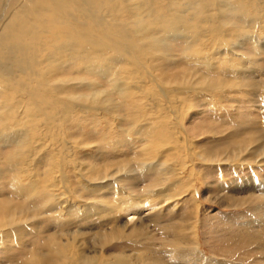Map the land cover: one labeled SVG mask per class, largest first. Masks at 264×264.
Instances as JSON below:
<instances>
[{"label": "bare ground", "instance_id": "6f19581e", "mask_svg": "<svg viewBox=\"0 0 264 264\" xmlns=\"http://www.w3.org/2000/svg\"><path fill=\"white\" fill-rule=\"evenodd\" d=\"M261 1L264 0H0V138L4 145H18L6 154L14 192L25 195V199L34 197V202L44 201L38 205L25 200L9 213L0 205V252L7 254L18 248L23 255L9 264L227 263L206 256L200 249L201 242L196 237L198 207L192 196L195 192L189 194V210L178 215L179 221L168 224L173 233L171 238H165L164 245L150 249L148 243H142L141 252L122 249L111 255L106 248L131 235L142 210L147 215L157 211L153 220L158 221L163 212L160 208L175 206L177 199L191 189L187 181L177 180L172 164H165L169 155L157 150L153 156V149L161 142H173L168 125L176 130L179 127L171 118L178 119L172 95L199 90L221 99L243 97L244 93L264 94L263 68L253 71L243 64L229 63L237 60L232 55L222 59L219 54V49L230 47L243 33L247 36L244 39H251L246 29H227L223 25L228 18L239 15L238 25L259 20L258 14L250 13L262 9ZM203 24L210 27L214 49L207 59L205 50L196 48L202 41L197 35L204 30ZM184 43L182 49L180 45ZM179 56L193 60L195 67L170 72ZM187 71L196 78L186 79ZM92 78L105 79L109 86L113 85L112 90L130 105V111L119 108V102H113L108 92L98 93L99 85ZM143 83L153 88L149 91L153 96L145 102L140 98V93H148ZM158 92L173 102L149 116L145 110L155 108L149 103L156 101ZM255 109L261 120L251 123L264 124V112L257 105ZM118 123L130 129H122ZM251 129L247 137L229 136V148L235 149L233 145L238 143V151L254 153L247 143L258 129ZM145 134L155 138L145 142ZM177 139L175 136L178 144ZM133 141L143 143L138 155L144 148L147 156L113 169L79 156L88 154L82 151L93 143H98L101 152ZM219 154L220 151L207 150L206 161H217ZM196 155L201 158L203 152L198 150ZM172 161L171 157L167 159V163ZM131 163H139V170L132 169ZM137 171L155 173L161 182L146 186L150 197L134 195L136 205L129 206V200L124 209L127 199L122 201L121 193L126 189L120 183L132 180L130 185L140 186ZM88 193H99L101 197L91 200ZM94 209L103 211L109 224L118 212L128 217L104 232L98 224L92 225L91 238L87 232L74 230L72 233L78 234L71 239L72 233L65 230L85 220ZM47 220H52L49 228L37 230L39 223ZM30 225L37 237L42 233L43 246L35 247L32 237L26 239ZM156 225L165 229L164 223ZM144 228L141 234L146 240L149 228ZM90 248L93 253L87 252Z\"/></svg>", "mask_w": 264, "mask_h": 264}, {"label": "rangeland", "instance_id": "374dc122", "mask_svg": "<svg viewBox=\"0 0 264 264\" xmlns=\"http://www.w3.org/2000/svg\"><path fill=\"white\" fill-rule=\"evenodd\" d=\"M261 4L262 9H256V12L250 13L258 14V17H260L259 20L253 23L250 22L249 25H238L237 22L241 21L238 20V17L241 16L239 15L228 18V23L223 25V28L227 29H246L249 31L248 37L251 39H244L247 36L243 33V35L236 37L237 39L230 47H226L223 50L219 49V54L222 55V59L227 54L232 55L237 60H229V63L243 64L245 67H250L253 71L259 67L264 69V1H261ZM215 23H212V26L216 25ZM203 27L204 30H199L201 33L198 32L197 35L202 41H200L196 48L205 50L207 59L213 55L214 49L210 36V27L208 28L206 24H203ZM183 46H185V43L180 45L182 49ZM174 62L175 64L171 66L170 72L175 73L176 71L182 70V68L187 70L195 67L192 64L193 60L182 59V56L177 57ZM189 77L196 78L194 73L187 71L186 79H189ZM91 80H97L95 83L99 85L98 93L108 92L113 102H119V108L130 111V105L126 104L121 96L112 90L111 86L113 85L109 86L107 80L100 78H92ZM98 81L101 83L99 84ZM194 81L196 83V80ZM198 87H201V84L197 85ZM142 88L148 90V93H140L142 95L140 98L144 102L145 100L147 101V97H150L148 98L150 100L153 96L149 94V91L153 89L152 86L148 83L144 84V86L142 85ZM199 91H193L191 94L177 91L172 95L173 100L176 99L175 107H177L178 113H175L178 115V119L171 118L179 124V127L176 130L175 126L172 128L169 124L168 128L172 132L173 142L170 144L161 142L153 149L154 157L156 156L157 150L165 156L169 155L168 158L171 157V160L174 161L167 163L168 158L166 157L165 164H172V169L177 171V180H185L190 186L191 182H194V189L188 185L187 187L191 189L182 194L179 197L180 200L177 199L178 203L175 206L171 205V207L160 208L163 212L158 221L156 220L157 218H155V222L153 220V215L157 211L147 215L142 210L140 218L133 223L135 229H133V232H130L131 228L128 231L131 235L126 236L127 238L125 239H120L119 242H113L112 245L106 248L107 254L111 255L122 249V252H132L135 250L141 252L142 250H139V248H142V243H148L150 249L164 245L166 243L165 238H171L173 233L172 228L168 224L179 221L178 215L189 210V205L187 204L188 197L189 194L195 192L192 195L194 197L193 202L198 207L197 218L200 220L198 221L196 219V223L199 222L197 225L198 235L196 237L201 242V248H199L202 249L203 253L206 256L227 262L226 264H264V124H262V121H259L263 125L262 128L260 124L251 123V121H255L256 119L261 120L260 116L255 114L254 111H256L255 107L257 105L264 112V94L259 93V96H250L249 93H244L245 96L243 97L236 98L235 96H227L221 99L217 97V94L201 93V90ZM171 93L169 94L171 95ZM231 95L238 94L231 92ZM155 99L156 101L151 100L149 103L150 105L152 103V106L155 108L153 110H145L150 113L149 116L164 110L165 106H171L173 102L170 103L168 98L161 92L156 94ZM114 122L112 120V123ZM114 125L116 124L114 123ZM117 125L122 127V129L127 127L119 123ZM251 127H256L258 130L255 132V137L248 140L247 145H249L251 151L255 152L252 154L248 150L240 152L236 147H241V145L237 143L233 145L236 149L233 153L232 150L235 149L229 148L228 144L231 141H228V137L233 135L247 137L249 136L248 134L253 132ZM127 129L130 128L127 127ZM157 129L159 128L157 127ZM175 136L178 137V144L174 142ZM143 138L146 142L148 139H154L155 136L145 134ZM124 143L122 146H115L111 151L103 149L101 152L98 151V143H93L92 147H89L86 151H82L88 154L81 153L79 156L84 161L89 162L93 160L99 163V165L104 164L108 169H113L116 165L122 163L126 164L130 160H142L147 156L144 154V148L141 151L142 155H138L143 143L142 145L140 142L135 141L132 143ZM14 148H18V145L13 144V142L4 145L0 138V205L4 206L1 208L2 210L8 208L6 210L8 213L9 211L14 212L16 205H21L26 201L33 202L34 204L37 203L38 205L44 203L42 199L34 202V197L29 200L24 198L25 195L19 196L14 192V187L11 183L12 174L8 171L9 167L7 166L9 162L6 158V154ZM198 150L203 152L201 158H197L196 153ZM207 150L216 153L220 151V154L215 159L217 161H206ZM155 159L159 163V158L156 157ZM183 162L184 164L181 166ZM130 166L132 169L139 170V163H131ZM159 167L161 168L160 164ZM137 172L139 173L141 182L140 186L133 187L132 184L130 185L129 183H133L132 180L120 183L126 189V192L121 193V200L124 201L127 199V202L123 205L125 206L124 209L128 207L126 204L129 200V206L136 205L137 202H134V200L137 198H134V195L138 197H143V195H146L145 197L147 198L148 196L150 197L147 193L148 190L145 189L146 186L155 183L157 180V183L161 182V180L159 181L160 176L155 173L145 175L144 172ZM112 184L117 185L118 183L113 182ZM86 196L91 200L95 198L100 199L101 197L99 193H88ZM258 196L260 197L259 199ZM118 200V204L121 205V200ZM124 209H121L122 212ZM112 213L110 211V214ZM115 216L112 223L109 224V221H106L108 219H104L103 211L94 209L92 212H89V216L85 220L72 223L65 232L72 233L74 230L84 233L87 232L89 233V238H91L90 235L93 233L92 230L95 224H98L97 226L101 227L102 232H104L103 229L108 231L107 228L110 226L113 227L117 221L124 222L126 217H128L125 213L120 215V212L116 213ZM49 222L52 223V220H47L42 224L39 223L37 230H47L49 228ZM160 222L164 223V230L156 225ZM146 225L149 228V237L144 240L143 237L145 235H142L141 231L146 230V228L142 229ZM101 228L98 230H101ZM27 230L29 236L26 239L32 237L35 239L33 244L35 247L43 246L41 244L43 241L40 243L42 233L37 237L38 234H36L31 225ZM77 234H70L71 239L75 238ZM115 244L116 246H114ZM76 245L79 246V243ZM19 250L16 248V250H11L7 254L0 252V257L2 258V260L0 259V264L3 261L9 264L13 260L15 261L17 257L23 258ZM92 250L90 248L87 252L93 253ZM150 253L159 254L162 251H152ZM8 254H11L9 260L7 257ZM164 258L166 259V256ZM169 264H174V262L169 261Z\"/></svg>", "mask_w": 264, "mask_h": 264}]
</instances>
